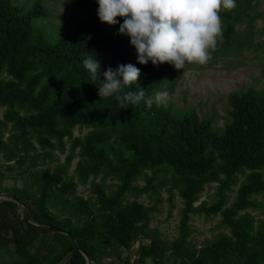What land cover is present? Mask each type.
Masks as SVG:
<instances>
[{
	"label": "trees",
	"instance_id": "16d2710c",
	"mask_svg": "<svg viewBox=\"0 0 264 264\" xmlns=\"http://www.w3.org/2000/svg\"><path fill=\"white\" fill-rule=\"evenodd\" d=\"M61 1L88 18L49 29L40 24L50 16L43 0H0V195L19 200L29 221L71 231L76 243L25 226L18 206L2 200L0 251L17 257L13 264H87L81 250L93 264H264V90L229 94L222 127L215 115L180 111L172 94L183 69L139 64L127 35L93 20L96 0ZM236 5L219 13L223 42L211 60L259 45L264 61V40H253L264 34L254 27L258 0ZM89 56L101 65L96 81L83 65ZM128 64L141 75L124 92L143 90L146 100L167 91L170 99L124 109L115 95L101 99L103 73ZM209 189L211 202H200ZM176 197L179 236L167 239L151 222L161 205L172 216ZM217 217L218 234L198 246L193 219Z\"/></svg>",
	"mask_w": 264,
	"mask_h": 264
},
{
	"label": "clouds",
	"instance_id": "9594fccd",
	"mask_svg": "<svg viewBox=\"0 0 264 264\" xmlns=\"http://www.w3.org/2000/svg\"><path fill=\"white\" fill-rule=\"evenodd\" d=\"M97 15L101 23L115 26L123 19L119 33L130 38L138 63L149 61L156 66L169 64L176 70H184L196 63L200 66L212 59V54L223 42V19L221 10L232 11L236 0H96ZM90 79L100 77V63L92 56L83 60ZM140 69L133 64L120 65L116 70L108 68L98 87L100 98L115 95L121 109L142 100L148 107L155 101L158 105L170 99L167 91L157 92L145 100L143 90L127 91L136 84Z\"/></svg>",
	"mask_w": 264,
	"mask_h": 264
},
{
	"label": "rangeland",
	"instance_id": "374dc122",
	"mask_svg": "<svg viewBox=\"0 0 264 264\" xmlns=\"http://www.w3.org/2000/svg\"><path fill=\"white\" fill-rule=\"evenodd\" d=\"M23 4L27 0H17ZM35 0L30 1L28 7L34 4ZM45 7L50 11L48 19L40 22L41 26L49 29L57 26H64L65 29H73L78 22H82L88 15L82 10L69 5L61 0H43ZM256 13H261L254 21L255 29L261 31L264 28V0H258ZM106 31L113 32L115 35L119 33V26H108L103 24L99 19L94 18ZM246 23L241 22L237 25L238 31H245ZM48 29V28H45ZM44 30V29H43ZM48 32H54L48 30ZM255 42L264 40V34L260 37L254 35ZM242 41V39H241ZM242 46V45H241ZM259 45H253L252 50H247V45L242 46V56H228L211 60L207 64L196 68L184 69L181 78L177 82L173 99L176 109L183 111L187 108L193 109L201 117L215 115V126L222 127L227 122V112L230 110L228 95L234 92H241L255 87L256 90H264V61L258 51ZM261 47V46H260ZM3 110H0V118ZM86 134V132H84ZM79 132H75L77 137ZM63 156H61V160ZM77 161V160H76ZM74 162L71 172L75 168ZM21 184V183H20ZM78 192L87 196V192L78 188ZM208 194H214V189H209L202 196L200 202L207 201ZM147 202V201H146ZM179 198L176 197V208L172 216L167 217V206L161 205L159 212L152 220L153 226H158L163 236L167 239H173L179 236V219L181 206ZM257 212L252 213V215ZM258 219H262L259 217ZM220 222V217L205 222L203 218H194L192 221L195 233L191 238L200 246L205 240H211L218 232L214 231ZM150 264V263H148Z\"/></svg>",
	"mask_w": 264,
	"mask_h": 264
},
{
	"label": "water",
	"instance_id": "95a60500",
	"mask_svg": "<svg viewBox=\"0 0 264 264\" xmlns=\"http://www.w3.org/2000/svg\"><path fill=\"white\" fill-rule=\"evenodd\" d=\"M2 200L12 201L13 203H15L18 206V209L20 210V220L25 226H28V227L34 228V229H40V230L51 232V233H59V234L66 235V236H69L74 243H76L75 236L73 235V233L71 231L63 230V229H60L57 227L38 225L35 222L29 221L26 218L25 206L19 200H17L15 197L10 196L8 194H1L0 195V201H2ZM81 253L85 257L87 264H93L92 259L89 257V255L85 251L81 250Z\"/></svg>",
	"mask_w": 264,
	"mask_h": 264
},
{
	"label": "crops",
	"instance_id": "0c3cea01",
	"mask_svg": "<svg viewBox=\"0 0 264 264\" xmlns=\"http://www.w3.org/2000/svg\"><path fill=\"white\" fill-rule=\"evenodd\" d=\"M18 260L17 257L8 255L6 252L0 251V264H13Z\"/></svg>",
	"mask_w": 264,
	"mask_h": 264
},
{
	"label": "bare ground",
	"instance_id": "6f19581e",
	"mask_svg": "<svg viewBox=\"0 0 264 264\" xmlns=\"http://www.w3.org/2000/svg\"><path fill=\"white\" fill-rule=\"evenodd\" d=\"M19 213H20V210H19Z\"/></svg>",
	"mask_w": 264,
	"mask_h": 264
}]
</instances>
